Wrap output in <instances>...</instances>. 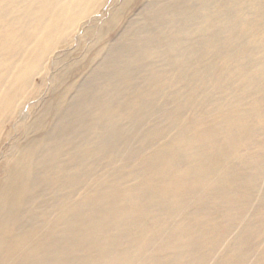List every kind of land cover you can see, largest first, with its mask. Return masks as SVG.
Returning <instances> with one entry per match:
<instances>
[{"label": "bare ground", "instance_id": "bare-ground-1", "mask_svg": "<svg viewBox=\"0 0 264 264\" xmlns=\"http://www.w3.org/2000/svg\"><path fill=\"white\" fill-rule=\"evenodd\" d=\"M106 1L0 0V153ZM156 3L108 45L125 0L3 154L0 264H264V0Z\"/></svg>", "mask_w": 264, "mask_h": 264}, {"label": "rangeland", "instance_id": "rangeland-1", "mask_svg": "<svg viewBox=\"0 0 264 264\" xmlns=\"http://www.w3.org/2000/svg\"><path fill=\"white\" fill-rule=\"evenodd\" d=\"M123 1L125 2V0H107L103 4L100 12L95 13L96 15L94 14V16L90 20L85 21L83 24V27L82 26L79 27L77 29V31L75 32V36L78 39H80L81 36L84 34L83 32L87 30V27L88 28L92 27L91 30H93V33L89 37L87 36V38L83 42L84 45L78 46V49L77 48L75 49V45L77 43V40H73V42L70 44V46L65 47L59 51L60 57L58 58L57 62L54 61L55 60L54 55H52L53 57L51 56V61L48 63L49 72H48V76L46 77V79L41 80V78L38 74L33 77L32 82L35 86H38L39 94L34 99H32L28 104L22 105L16 110V114L17 113L20 114V115L17 114L19 117L15 114V117L10 121V123L9 122L5 123L6 133H7L9 138H7L4 141V143L2 144L3 147L1 145V152L2 153H0L1 154L0 155V162L3 161L4 158L2 156H3V154H5L6 149H8L12 143L22 141V139H23L22 132L25 129L26 125L33 119L35 107L38 106L41 103V101H43L44 99L47 100L50 97H52L51 86H52V76L54 75V73L56 74V73L62 71L65 68H68V67H71V69H72V66H73L75 68L72 69V71H71V74H72L71 77L76 80V84H77L76 89H78L79 87H82L81 83L83 84V82H85L86 76L88 74L87 73L88 70H83V68H82L83 63L85 62V59H84L85 54L84 53H85V51H87V49H89L95 45L94 39H95L96 35L98 34L97 32L101 28L100 26L104 25L105 23H103V22L107 21V19L112 18V16L119 11L118 8H120L123 5V3H124ZM169 1L170 0H155V1L154 0H135V1L133 0V4L131 6H129V9L124 14V16L125 15L126 16L125 17L123 16V18L121 19L120 26H118L117 28H114V29H110L107 32V35H106L107 44L108 45H110V43L113 44V42L117 40L116 38L126 36V34H127L126 32H128L132 28V26L135 28L140 27L141 24L143 23V17H144L145 9L147 6L155 5L154 2H157L156 4H158V3H170V2H174L176 0H172L170 2ZM188 1L192 2L194 0H188ZM151 2H152V5H151ZM129 20H131V21H129ZM122 21H124V22L122 23ZM93 40H94V42H93ZM109 40H110V42H109ZM104 58H105V54L103 53L102 56H99V58L97 57L95 60H93L90 68H97V67L101 66V64L104 61ZM80 64H81V66H80ZM76 68H78V70H76ZM81 68H82V71H81ZM76 89L73 88L69 92V94H71V95L68 96V99L71 100L73 98V96L76 92Z\"/></svg>", "mask_w": 264, "mask_h": 264}]
</instances>
